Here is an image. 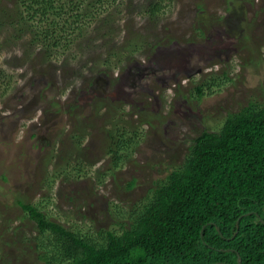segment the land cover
<instances>
[{
  "label": "rangeland",
  "instance_id": "374dc122",
  "mask_svg": "<svg viewBox=\"0 0 264 264\" xmlns=\"http://www.w3.org/2000/svg\"><path fill=\"white\" fill-rule=\"evenodd\" d=\"M19 1L0 0V264L49 256L19 202L117 229L195 136L264 105V0H115L58 20L48 48L30 41L38 14L17 23Z\"/></svg>",
  "mask_w": 264,
  "mask_h": 264
},
{
  "label": "trees",
  "instance_id": "16d2710c",
  "mask_svg": "<svg viewBox=\"0 0 264 264\" xmlns=\"http://www.w3.org/2000/svg\"><path fill=\"white\" fill-rule=\"evenodd\" d=\"M114 2L21 0L17 23L30 25L23 17L38 14L45 24L30 41L48 48L58 20L76 24L84 9L96 19L103 4ZM156 9L150 6L149 14ZM200 89L195 86L196 93ZM114 147L116 167L124 157L116 155L119 145ZM147 192L117 209L122 213L117 229L91 234L50 219L31 203L19 205L35 223L36 246L43 244L49 254L46 264H236L237 256L238 264H264V105L248 102L227 114L217 130L201 131L181 163Z\"/></svg>",
  "mask_w": 264,
  "mask_h": 264
},
{
  "label": "water",
  "instance_id": "95a60500",
  "mask_svg": "<svg viewBox=\"0 0 264 264\" xmlns=\"http://www.w3.org/2000/svg\"><path fill=\"white\" fill-rule=\"evenodd\" d=\"M237 227H238V218L235 220V229H234L232 235L230 236V238L233 237V235H235V233H236V231H237ZM236 259H237V263H236V264H238V263H239V258H238V256H237Z\"/></svg>",
  "mask_w": 264,
  "mask_h": 264
}]
</instances>
